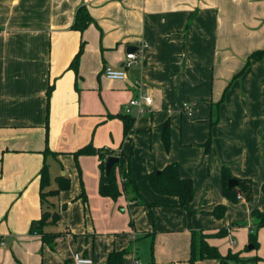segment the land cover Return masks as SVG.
<instances>
[{
    "label": "crops",
    "instance_id": "obj_1",
    "mask_svg": "<svg viewBox=\"0 0 264 264\" xmlns=\"http://www.w3.org/2000/svg\"><path fill=\"white\" fill-rule=\"evenodd\" d=\"M80 5L92 19L82 32L71 27ZM131 46L138 75L105 78L104 66L121 67ZM256 51H264V0H0V264H70L74 252L94 264L109 255L110 264H190L192 230L210 234L220 254H237L242 263L231 264H246L243 229L226 251L220 242L230 228L216 236L220 223L210 218L186 227L175 195L150 190L144 173L175 162L192 195L204 196L201 214L224 203L232 225H255L252 212L264 211V53L245 64ZM142 93L150 105L127 114ZM118 114L134 118L126 137ZM165 129L180 156L137 174L124 154ZM87 144L122 152L149 205L122 190L120 171V195H101L98 155H74ZM44 163L43 192L56 190L59 176L69 187L41 201ZM222 167L251 181V200L224 197ZM45 209L58 213L42 227L58 234L53 240L32 231ZM258 231L264 240V226Z\"/></svg>",
    "mask_w": 264,
    "mask_h": 264
},
{
    "label": "trees",
    "instance_id": "obj_2",
    "mask_svg": "<svg viewBox=\"0 0 264 264\" xmlns=\"http://www.w3.org/2000/svg\"><path fill=\"white\" fill-rule=\"evenodd\" d=\"M92 21L90 15L88 14L86 8L82 5L78 6L76 9L74 21L72 28L82 32L87 25ZM84 46V41H81L80 46L74 57L70 62V68L77 72V65L82 53ZM264 51H256L250 54L248 57L245 67L249 65L251 60L259 59ZM244 67V68H245ZM243 69L241 70V72ZM240 72V73H241ZM239 73V74H240ZM51 87L48 89V94H50ZM123 123V135L128 136L132 130V124L134 118L127 114L117 115ZM168 130L165 129L162 132V139L166 146H168ZM80 154H97L101 160V175L99 179V193L104 196H109L112 199H116L120 195V190L118 188L116 171L121 172L122 177V190L126 194H131L132 200L135 202L147 203L141 196L136 181L131 173L129 162L123 157L122 152L116 153L109 148H93L90 144L83 146L78 149L74 155ZM109 156L117 157V161L112 165L108 174L105 173V162ZM228 169L226 167L221 168V180H222V194L227 199L232 201H237V195H240L241 199L251 200L252 198V183L249 179H239L238 184L235 187H228V180L231 179ZM147 179L151 187L162 193V194H173L176 195L179 201V206L188 208V205L192 199V181L189 178H182L179 176L178 165L175 162L165 165L161 170H156L147 175ZM49 181V176L47 173V166L44 163L40 170V198L43 201L46 194H53L58 190H64L69 187V179L67 177L59 176L56 178L57 189L49 192H43ZM264 190V183L262 186ZM146 205H149L148 203ZM217 216H222L224 212L223 206H217L215 209ZM253 217L256 219L255 230L264 226V211H253ZM58 219V213L55 211L43 210L40 220L37 222L36 227H32V231L42 234L43 239L53 240L58 234L55 233H45L42 231V227L45 224H53ZM226 234L225 230H218L216 236H224ZM210 234L205 233L202 230H192L191 240H190V264H194L195 261H202L204 259H215L218 264H230L231 260L234 261L235 257L238 255L235 253L228 252L226 255L220 254L216 246L210 245L207 242V238ZM250 243L252 248L256 247L255 235L253 232L250 233ZM113 261V257L109 255L107 259V264Z\"/></svg>",
    "mask_w": 264,
    "mask_h": 264
},
{
    "label": "rangeland",
    "instance_id": "obj_3",
    "mask_svg": "<svg viewBox=\"0 0 264 264\" xmlns=\"http://www.w3.org/2000/svg\"><path fill=\"white\" fill-rule=\"evenodd\" d=\"M144 135H146V137L145 138L142 137L139 140L137 147L135 145L131 144L128 148V151L124 154L126 159H129V161H130L131 169L134 165V169L136 170L137 174H138V171L143 172V169H145L151 163H158L162 159L168 158L170 156H180V149L177 148L176 145L174 146V143H172L170 133H168V136H169L168 137L169 138L168 146L165 145V143L162 139V134L158 137V139H155L154 137H152V139H151V134H149V135L144 134ZM156 170L158 171V169H156ZM156 170H152L151 172H154ZM144 177L147 180L146 184H147L148 188L153 191V188L151 187V185L148 182L146 173H144ZM170 195H173V194H170ZM220 196H221V193H220ZM175 197L177 198L176 195H175ZM202 199H204V196L200 194V189H197L196 190V196L194 194L192 195V199L188 205V208L186 209L182 206H179V201L177 198L176 206L180 207V216L183 215V220L181 222H183L186 225V227H189L192 225V222L196 223V222L201 221V224L202 223H208V219L210 218L211 220L220 223L218 226L219 229L220 228H230V230H232L231 235H227L220 242V245H222L226 249V251L228 250V247L230 246V243H229L230 239H233L234 241L237 242V239L240 238V236H242V234L240 233V229H243V231L245 233V241L241 247H242V249L245 248V253L248 254V256H247L248 259H246L247 260L246 264H264V240H262V238H260V234L258 231L260 228L255 230V226L254 225L249 226V222H246L244 224V223H239L238 221H236L235 222L236 224L232 225L234 220L229 221L231 214H230V212H228V209L226 208V205L224 203L216 204V206H214L210 211H208V210L202 211V214H206V215H203L204 217H202L201 216L202 214L198 210H201L204 208L197 209L195 207L197 205V203H200V201ZM228 201H230L232 203H238L241 200L232 201V200L228 199ZM198 205H200V204H198ZM217 206H223L224 207V212H223L222 216L216 215L215 209ZM199 214H201V215H199ZM200 216H201V218H200ZM181 218L182 217H180V219ZM241 224H243V225L240 226ZM248 226H249V229H248ZM237 227H241V228L237 229ZM251 232H253V234L255 235L256 247L249 249L248 246L251 244L250 243V233ZM238 235H239V237H238ZM196 262L197 261H195L194 264ZM232 262L242 263L239 256L235 257L234 261L231 260L229 263L231 264Z\"/></svg>",
    "mask_w": 264,
    "mask_h": 264
},
{
    "label": "built area",
    "instance_id": "obj_4",
    "mask_svg": "<svg viewBox=\"0 0 264 264\" xmlns=\"http://www.w3.org/2000/svg\"><path fill=\"white\" fill-rule=\"evenodd\" d=\"M144 46H146L145 42H141L138 44L137 49H142ZM137 52L132 51L128 52L126 54V60L124 62V65L118 68L106 65L102 69V74L105 78L109 80H126L129 75V69L133 67V65L136 63L137 60ZM135 85H138L139 82L135 81ZM151 98L145 93H142L132 99L129 100V102L126 105L125 112L127 114L130 113L131 107H137L138 114H142L145 111V106L150 105ZM238 199H241L240 195H237ZM232 241H230L231 243ZM70 264H94V261L91 257L82 255L80 253L74 252L71 256V263Z\"/></svg>",
    "mask_w": 264,
    "mask_h": 264
},
{
    "label": "water",
    "instance_id": "obj_5",
    "mask_svg": "<svg viewBox=\"0 0 264 264\" xmlns=\"http://www.w3.org/2000/svg\"><path fill=\"white\" fill-rule=\"evenodd\" d=\"M128 52H132V51H135L136 50V48L135 47H128ZM124 64H122V66H123ZM129 75H134V76H137L138 75V69L137 68H130L129 69ZM164 127V126H163ZM117 157H115V156H109L107 159H106V162H105V173L106 174H108L109 173V171H110V169H111V167H112V165L117 161ZM237 184H238V180L237 179H235V178H231V179H229L228 180V187H235V186H237ZM248 248L250 249V248H252V245L250 244L249 246H248Z\"/></svg>",
    "mask_w": 264,
    "mask_h": 264
}]
</instances>
